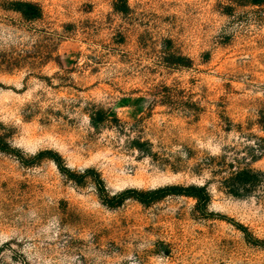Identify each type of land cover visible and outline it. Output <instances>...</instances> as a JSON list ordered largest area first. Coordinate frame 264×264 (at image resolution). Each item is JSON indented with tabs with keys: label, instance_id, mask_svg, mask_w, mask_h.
I'll list each match as a JSON object with an SVG mask.
<instances>
[{
	"label": "rangeland",
	"instance_id": "obj_1",
	"mask_svg": "<svg viewBox=\"0 0 264 264\" xmlns=\"http://www.w3.org/2000/svg\"><path fill=\"white\" fill-rule=\"evenodd\" d=\"M0 137V264H264V186L223 188L264 172V4L0 0Z\"/></svg>",
	"mask_w": 264,
	"mask_h": 264
},
{
	"label": "trees",
	"instance_id": "obj_2",
	"mask_svg": "<svg viewBox=\"0 0 264 264\" xmlns=\"http://www.w3.org/2000/svg\"><path fill=\"white\" fill-rule=\"evenodd\" d=\"M251 1L256 5L264 4V0ZM14 5V10L21 13L26 20L34 21L41 19L43 16L42 9L37 4L18 1L15 2ZM1 141H3L2 137H0V142ZM0 150L8 152L7 147L2 146L1 144ZM45 155H49L56 162V164L64 174L71 177L72 179H78L77 175L63 164L62 158L58 154H55L53 152H41L37 155V158H41ZM85 175L94 176L97 174L93 169H89L86 171ZM95 184L101 199L106 203V205L112 208L120 206L128 199H134L143 205H149L167 196L175 195L194 198L195 200H197L199 208L206 209L212 199L211 193L206 185H192L187 187L171 185L149 191L129 189L111 196L104 181L99 176H97ZM263 186L264 172L256 171L250 168L233 170L230 175L223 180L224 190L228 194L240 198L252 195Z\"/></svg>",
	"mask_w": 264,
	"mask_h": 264
}]
</instances>
